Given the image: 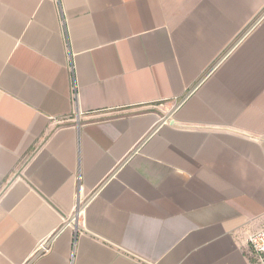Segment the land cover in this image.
Returning a JSON list of instances; mask_svg holds the SVG:
<instances>
[{"label":"crops","instance_id":"1","mask_svg":"<svg viewBox=\"0 0 264 264\" xmlns=\"http://www.w3.org/2000/svg\"><path fill=\"white\" fill-rule=\"evenodd\" d=\"M263 228L264 0H0V264H251Z\"/></svg>","mask_w":264,"mask_h":264},{"label":"built area","instance_id":"2","mask_svg":"<svg viewBox=\"0 0 264 264\" xmlns=\"http://www.w3.org/2000/svg\"><path fill=\"white\" fill-rule=\"evenodd\" d=\"M247 245L253 257L251 264H264V228L249 234ZM37 250H46L45 242L39 244Z\"/></svg>","mask_w":264,"mask_h":264}]
</instances>
